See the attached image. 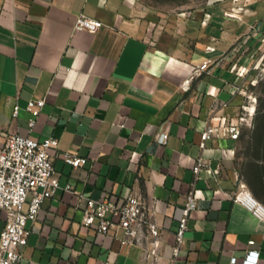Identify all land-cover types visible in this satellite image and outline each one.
Returning a JSON list of instances; mask_svg holds the SVG:
<instances>
[{"label":"crops","instance_id":"0c3cea01","mask_svg":"<svg viewBox=\"0 0 264 264\" xmlns=\"http://www.w3.org/2000/svg\"><path fill=\"white\" fill-rule=\"evenodd\" d=\"M204 9L163 18L133 0H0V138H59L51 152L60 187L28 223L21 264H147L139 244H122V228L105 233L82 222L86 198L122 202L134 192L162 226L160 264H169L191 189L198 206L175 264H242L251 248L264 264V221L233 199L245 185L264 204V139H251L259 151L246 157L241 138L202 139L208 126L243 111L241 84L264 44V0H217ZM81 13L104 25L74 31ZM205 61L210 67L194 76ZM32 97L46 102L30 129ZM65 151L86 163L72 166ZM200 157L206 164L197 176ZM6 223L0 210V231Z\"/></svg>","mask_w":264,"mask_h":264},{"label":"built area","instance_id":"2783aa9c","mask_svg":"<svg viewBox=\"0 0 264 264\" xmlns=\"http://www.w3.org/2000/svg\"><path fill=\"white\" fill-rule=\"evenodd\" d=\"M232 10L228 15H235ZM211 17L210 12L205 13L203 23H207ZM104 21L81 13L76 17L74 31L88 30L96 32ZM208 51L214 50L212 46ZM210 67V62L205 61L198 64L194 70V76L202 73ZM236 71H244L241 66L235 67ZM189 79L185 84L189 83ZM241 90V89H240ZM251 98V101L255 99ZM45 98L32 97L28 101L27 108L32 117L29 119L30 129H33L37 118L45 105ZM246 114H254L252 104H243ZM19 104H15L13 116H18ZM244 116L240 115L236 121L228 124L208 128L203 131V141L213 135L228 134L231 138L239 139L242 133ZM168 133L163 132L157 137L159 141H165ZM59 146V138L49 136L38 139L32 135L14 133L6 138H0V210H5L7 223L0 231V264H21L24 249L28 244L31 228L30 221H35L42 208L43 202L52 197L60 183L55 176L54 154L51 149ZM137 155L135 152L134 157ZM64 159L72 166L79 167L86 163L87 158L64 152ZM206 162L203 157L198 159L194 171L198 176L200 168ZM66 190L78 193L72 184H66ZM233 199L242 203L257 218L264 221V204L260 202L252 192L242 185L234 194ZM198 206V198L195 189H191L184 201L182 215L179 218L176 230L175 243L173 245V256L169 264H175L185 244V232L189 227L192 212ZM82 222L87 226H95L101 232H108L112 228H122L124 235L122 244H139L142 251V259L147 264H160L164 258L162 252V226L154 217V210L145 197L134 192L122 202L109 198H86L83 204ZM250 240L249 244H254ZM260 250L249 249L242 264H258ZM232 262H238L234 256ZM108 264V263H106Z\"/></svg>","mask_w":264,"mask_h":264},{"label":"rangeland","instance_id":"374dc122","mask_svg":"<svg viewBox=\"0 0 264 264\" xmlns=\"http://www.w3.org/2000/svg\"><path fill=\"white\" fill-rule=\"evenodd\" d=\"M133 0L136 7L147 16L165 18L184 11L203 10L205 6L217 0ZM239 8V7H238ZM206 10V9H204ZM232 10V7H231ZM230 10V11H231ZM167 18V17H166ZM252 75L241 84L243 104H252L254 114L249 116L243 109L244 116L241 133L240 154L244 157L256 154L259 148L251 146V139H264V44L256 51ZM254 101H251V98Z\"/></svg>","mask_w":264,"mask_h":264},{"label":"trees","instance_id":"16d2710c","mask_svg":"<svg viewBox=\"0 0 264 264\" xmlns=\"http://www.w3.org/2000/svg\"><path fill=\"white\" fill-rule=\"evenodd\" d=\"M240 138H241V136H240Z\"/></svg>","mask_w":264,"mask_h":264}]
</instances>
